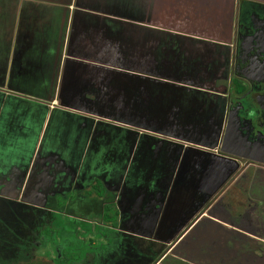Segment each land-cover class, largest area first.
<instances>
[{
  "label": "crops",
  "instance_id": "0c3cea01",
  "mask_svg": "<svg viewBox=\"0 0 264 264\" xmlns=\"http://www.w3.org/2000/svg\"><path fill=\"white\" fill-rule=\"evenodd\" d=\"M241 4L0 0V194L98 214L135 264H264V166L218 151Z\"/></svg>",
  "mask_w": 264,
  "mask_h": 264
},
{
  "label": "rangeland",
  "instance_id": "374dc122",
  "mask_svg": "<svg viewBox=\"0 0 264 264\" xmlns=\"http://www.w3.org/2000/svg\"><path fill=\"white\" fill-rule=\"evenodd\" d=\"M81 212L0 194V264H135L113 255L114 234L98 214Z\"/></svg>",
  "mask_w": 264,
  "mask_h": 264
},
{
  "label": "flooded vegetation",
  "instance_id": "af4514ba",
  "mask_svg": "<svg viewBox=\"0 0 264 264\" xmlns=\"http://www.w3.org/2000/svg\"><path fill=\"white\" fill-rule=\"evenodd\" d=\"M236 23L231 41L235 49L231 63L233 74L226 107L216 110L206 102L199 122L209 125L213 131L219 122L216 112L225 110L226 121L223 122L218 151L230 155V159L241 162L242 166H264L230 153L231 150L243 152L242 144L264 143V3L242 0ZM217 102L220 105L219 99ZM212 109L216 110L214 114L209 111ZM210 139L204 136V140Z\"/></svg>",
  "mask_w": 264,
  "mask_h": 264
},
{
  "label": "water",
  "instance_id": "95a60500",
  "mask_svg": "<svg viewBox=\"0 0 264 264\" xmlns=\"http://www.w3.org/2000/svg\"><path fill=\"white\" fill-rule=\"evenodd\" d=\"M241 147L244 148L243 152L232 151L233 153L238 156L247 157L252 159L254 162L264 164V143L260 144H253L249 142L248 144H242Z\"/></svg>",
  "mask_w": 264,
  "mask_h": 264
},
{
  "label": "trees",
  "instance_id": "16d2710c",
  "mask_svg": "<svg viewBox=\"0 0 264 264\" xmlns=\"http://www.w3.org/2000/svg\"><path fill=\"white\" fill-rule=\"evenodd\" d=\"M99 196H100V195H99ZM81 213H82V212H81ZM68 214L74 216V215H77V211H76V210H75V211L71 210V211L68 212ZM107 217L111 218L112 215H110L109 212H107ZM113 223H114V222H113ZM113 227H115L114 224H113ZM67 260H68L67 258H65V259L63 260L64 264L67 263V262H66ZM29 264H30V263H29Z\"/></svg>",
  "mask_w": 264,
  "mask_h": 264
}]
</instances>
